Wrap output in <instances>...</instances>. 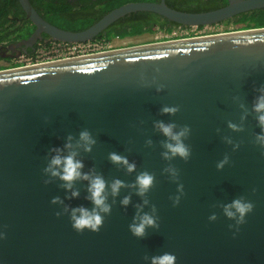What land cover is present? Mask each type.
I'll return each mask as SVG.
<instances>
[{"label": "water", "instance_id": "obj_1", "mask_svg": "<svg viewBox=\"0 0 264 264\" xmlns=\"http://www.w3.org/2000/svg\"><path fill=\"white\" fill-rule=\"evenodd\" d=\"M17 1L34 28L28 37L6 46L14 59L21 47L34 46L42 34L47 41L84 43L133 12H151L180 26L200 27L264 8V0H227L207 11L175 9L163 0L128 1L82 29L68 30L45 20L29 0ZM261 84L264 27L131 44L0 69V264H149L145 255L164 252L174 254L176 264H264V157L252 142L260 129L254 114L244 121V131L227 128L228 121L240 123L238 104L250 110L257 95L254 89ZM159 86L163 90L158 93ZM165 105H178L180 111L162 115ZM156 120L190 127L187 162L161 158L164 137L153 130ZM83 129L97 143L90 153L79 150L82 171L94 169L109 182L121 179L125 184L140 171L155 175L143 211L156 206L158 229H147L142 239L129 232L134 206L142 203L129 187L115 198L109 195L112 210L99 232L77 233L67 214L55 215L63 209L50 203L55 196L70 207L92 206L85 199L86 181L74 183L80 195L71 200L64 199L70 192L58 187L60 181L43 183L49 148H62L68 134L75 143ZM224 136L240 147L233 151L223 142ZM147 139L153 141L151 147L145 146ZM110 152L134 161L136 171L126 174L112 164ZM225 154L229 164L218 171L215 165ZM168 163L179 169V183L184 186L175 207L169 197L177 194V185L162 173ZM124 196L131 197L127 207L120 204ZM239 196L254 208L236 231L229 229L234 221L219 205ZM213 213L217 219L210 221Z\"/></svg>", "mask_w": 264, "mask_h": 264}, {"label": "clouds", "instance_id": "obj_2", "mask_svg": "<svg viewBox=\"0 0 264 264\" xmlns=\"http://www.w3.org/2000/svg\"><path fill=\"white\" fill-rule=\"evenodd\" d=\"M162 90L163 86L156 88V92L158 93ZM254 91L257 95L254 98L250 110L246 108L243 103H239L238 107L242 109V114L239 118L240 123L228 121L227 128L232 132L244 131V121L250 114H254L260 131L254 135L252 142L259 146L260 155L264 157V84L255 88ZM233 100L238 101L239 97H233ZM179 111L180 108L178 105H165L160 108V114L162 115L174 116ZM153 130L164 137V139L160 141V147L162 148L160 156L164 161L170 162L175 158H179L185 162L189 160L191 156V147L185 143L191 132L188 125H178L175 122L156 120L153 121ZM216 131L219 133L220 129ZM73 140V135L68 134L62 148H49L48 151L50 155L45 157L47 163L42 169L43 176L47 177V179L43 180V183L47 185L54 180L60 181L58 187L64 189L66 192H70V195H66L64 199L71 200L80 195L79 190L74 189V183L77 181H86L87 195L85 199L89 201L92 206L91 208L82 205L70 207L64 204V200L59 196H55L51 199L50 203L53 205H63L62 211L56 212L55 215L59 217L63 214H67L72 229L77 233L83 232L84 230L99 232L104 225L105 217L110 215L112 210V204L108 202L109 195L115 198L119 195L122 188L129 187L134 188L136 190L135 194L142 198V203L134 206L136 212L132 217L131 223L128 225L129 232L132 236L142 239L146 236L147 229H158L159 223L158 216L156 215V206L152 204L150 211H143V208L149 205V200L146 197L147 193L154 187L155 175L148 171H140L136 174L131 184H125L121 179H113L109 182L102 174L97 173L94 169H89V171L84 172L82 171L84 163L81 159L77 158L80 154L79 150H82L84 153H90L97 141L88 129L79 131L75 138V143H73ZM222 140L225 144L231 145L233 151L240 147V144L234 143L231 137L224 136ZM152 144L153 141L151 139L145 140L146 147H151ZM108 160L112 164L124 168L126 174H131L136 171V163L134 161L129 162L126 156L117 154L116 152H110L108 154ZM227 164H229V155L225 154L223 158L216 163L215 167L219 171ZM162 173H168L171 182L177 185V194L169 197L173 207H175L180 203V199L184 195V186L182 183H179V169L171 163H168L162 169ZM252 191L255 192V189ZM130 202V196H124L120 200V204L124 207H127ZM113 203H115L114 199ZM219 207L228 220L234 221V224L228 225L229 229L235 228L236 231H238L239 226L245 223V217L252 212L254 204L247 200L246 197L239 196L229 203L219 205ZM208 219L210 221H215L217 219L216 214L213 213ZM0 238H3L2 233H0ZM143 260L148 261L149 264H176V256L168 252L151 257L145 255Z\"/></svg>", "mask_w": 264, "mask_h": 264}, {"label": "trees", "instance_id": "obj_3", "mask_svg": "<svg viewBox=\"0 0 264 264\" xmlns=\"http://www.w3.org/2000/svg\"><path fill=\"white\" fill-rule=\"evenodd\" d=\"M36 11L48 22L68 30L82 29L97 19H99L106 11L127 1H155V0H82L85 4L70 2L68 0H29ZM158 1V0H156ZM174 1V0H173ZM166 0L168 6L187 10V11H207L215 9L225 4H212L213 1L206 0L204 3L193 2L188 0H180L179 3H173ZM173 3V4H172ZM211 5L213 7L209 8ZM9 13H13L15 19L8 17ZM219 25L224 26L223 31L250 29L264 27V8L253 10L235 15L222 21ZM217 26V25H215ZM215 26H211L214 28ZM200 26L198 28H201ZM34 26L25 18L21 6L17 0H0V43L6 44L9 41L18 40L26 37L32 32ZM176 28H188L169 22L165 18L145 11L133 12L120 17L111 23L104 31L100 32L94 39L101 42H109L115 38H127L136 35L148 34L159 30L171 31ZM43 38L47 35L42 34ZM37 48H50L53 41H38ZM11 58H0V69L8 66H17ZM3 62V63H2ZM10 63L9 65H5Z\"/></svg>", "mask_w": 264, "mask_h": 264}, {"label": "built area", "instance_id": "obj_4", "mask_svg": "<svg viewBox=\"0 0 264 264\" xmlns=\"http://www.w3.org/2000/svg\"><path fill=\"white\" fill-rule=\"evenodd\" d=\"M217 26H221V25H217ZM157 30H158V33H155L152 36V38H150L151 40H147L148 42L180 39V38H186V37H194V36L218 33V32H223L224 27L213 29L211 26H203L201 28H198V27L177 28V29H172L171 31H164V30H159V29ZM128 38L129 37L124 38V39L117 38V40L127 44L129 43L127 41L133 40L132 38H129V39ZM126 39L128 40L125 41ZM112 42L113 40L109 42L101 43L95 39L84 42V43L55 42L50 48H47V49L37 48L38 50L36 51V55L34 58H25L23 56H20L14 59L13 62L17 66H23V65H31L35 63H40V62H48V61L65 59V58H70V57H76L80 55L92 54L95 52L113 48L114 45Z\"/></svg>", "mask_w": 264, "mask_h": 264}, {"label": "flooded vegetation", "instance_id": "obj_5", "mask_svg": "<svg viewBox=\"0 0 264 264\" xmlns=\"http://www.w3.org/2000/svg\"><path fill=\"white\" fill-rule=\"evenodd\" d=\"M68 1H70V2H74V1H76L77 3L79 2V1H81V4H85V2H82V0H68ZM93 1V0H92ZM156 1V0H155ZM159 1V0H158ZM164 1V3L166 4V0H163ZM171 1H173V0H171ZM179 1L180 0H174L173 1V3H179ZM184 1V0H183ZM206 0H188V3H193V2H198V3H200V2H202V3H204ZM211 1H213L212 2V4H215V3H217V5L218 4H222V2L223 1H220V0H211ZM128 2V1H127ZM172 3V4H173ZM79 4H80V2H79ZM167 5V4H166ZM168 6V5H167ZM222 6V5H221ZM169 7H171V6H169ZM209 8H211V7H213V6H211V5H209L208 6ZM172 8H174V7H172ZM218 8V7H217ZM175 9H177V8H175ZM216 9V8H215ZM179 10H182V9H179ZM212 10V9H211ZM185 11H187V10H185ZM8 17L10 18V19H15V17L13 16V13H9L8 14ZM26 18V17H25ZM219 25V24H218ZM212 26H215V25H212ZM224 27V26H223ZM225 28V27H224ZM30 34V33H29ZM29 34L26 36V37H28L29 36ZM26 37H23V38H26ZM41 37H42V39L41 40H43L45 43L47 42V40L46 39H48V37H44L43 38V35H41ZM20 39H22V38H20ZM124 39V38H123ZM19 40V39H18ZM18 40H14V41H9V42H7L6 44H3V43H0V58H11V56L13 55V53L14 52H10V51H7V49H6V46L7 45H9V44H11V43H15L16 41H18ZM148 41L147 40H142V41H132V42H129V43H127L126 45H131V44H141V43H147ZM38 44L39 43H36L34 46H31V47H27V46H25V47H21L19 50H20V55L18 56V57H20V56H23V57H25V58H34L35 57V55H36V51L38 50L37 49V46H38ZM126 45H124V46H126ZM118 47H120V46H118ZM113 48H117V47H113ZM2 52H4L5 54V56L4 55H2L1 53ZM13 58V57H12ZM14 59V58H13ZM13 61V60H12ZM10 63H6L5 65L7 66V65H9ZM8 67H10V66H8Z\"/></svg>", "mask_w": 264, "mask_h": 264}, {"label": "rangeland", "instance_id": "obj_6", "mask_svg": "<svg viewBox=\"0 0 264 264\" xmlns=\"http://www.w3.org/2000/svg\"><path fill=\"white\" fill-rule=\"evenodd\" d=\"M220 27H222L223 28V26L221 25V26H215L213 29H218V28H220ZM177 29V28H176ZM155 33H158V30H156V32H153V33H148V34H142V35H136V36H132V37H129V38H132L133 40H129V41H127L128 39H126L125 41H127V42H132V41H142V40H151L150 38H152V36L155 34ZM160 33V32H159ZM113 47H118V46H120V47H122L123 45H126L125 43H123V42H121V41H118L117 40V38H115V39H113ZM1 62V61H0ZM3 63V62H2ZM12 66V65H11Z\"/></svg>", "mask_w": 264, "mask_h": 264}]
</instances>
